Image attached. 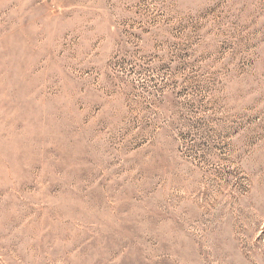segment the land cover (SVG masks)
I'll return each instance as SVG.
<instances>
[{"label": "rangeland", "instance_id": "rangeland-1", "mask_svg": "<svg viewBox=\"0 0 264 264\" xmlns=\"http://www.w3.org/2000/svg\"><path fill=\"white\" fill-rule=\"evenodd\" d=\"M0 264H264V0H0Z\"/></svg>", "mask_w": 264, "mask_h": 264}]
</instances>
